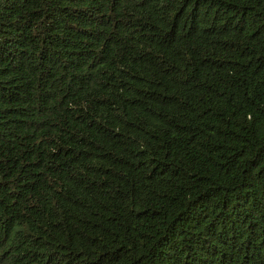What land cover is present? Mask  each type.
Here are the masks:
<instances>
[{
  "label": "trees",
  "instance_id": "1",
  "mask_svg": "<svg viewBox=\"0 0 264 264\" xmlns=\"http://www.w3.org/2000/svg\"><path fill=\"white\" fill-rule=\"evenodd\" d=\"M0 264H264V0H0Z\"/></svg>",
  "mask_w": 264,
  "mask_h": 264
}]
</instances>
